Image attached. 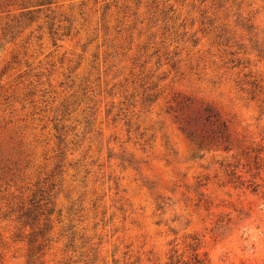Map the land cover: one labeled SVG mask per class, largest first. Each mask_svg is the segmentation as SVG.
Returning a JSON list of instances; mask_svg holds the SVG:
<instances>
[{"label":"rangeland","instance_id":"rangeland-1","mask_svg":"<svg viewBox=\"0 0 264 264\" xmlns=\"http://www.w3.org/2000/svg\"><path fill=\"white\" fill-rule=\"evenodd\" d=\"M196 260L264 264V0H0V264Z\"/></svg>","mask_w":264,"mask_h":264},{"label":"trees","instance_id":"trees-1","mask_svg":"<svg viewBox=\"0 0 264 264\" xmlns=\"http://www.w3.org/2000/svg\"><path fill=\"white\" fill-rule=\"evenodd\" d=\"M209 115H207V117H208ZM185 130V129H184ZM186 131V130H185ZM187 132V131H186ZM187 134L190 136L191 135V133L190 132H187ZM196 262H199V264H203L202 263V261L201 260H196Z\"/></svg>","mask_w":264,"mask_h":264}]
</instances>
